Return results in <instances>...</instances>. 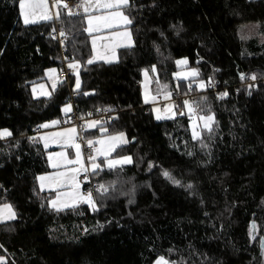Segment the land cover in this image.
Returning a JSON list of instances; mask_svg holds the SVG:
<instances>
[{"label": "trees", "instance_id": "obj_1", "mask_svg": "<svg viewBox=\"0 0 264 264\" xmlns=\"http://www.w3.org/2000/svg\"><path fill=\"white\" fill-rule=\"evenodd\" d=\"M60 11V19L25 25L19 0H0V129L12 133L0 139V204L16 213L0 222L5 264H153L158 256L175 264H264V83L252 92L232 87L242 73L264 77V40L239 33L246 24L264 33V0H130L133 46L119 49L111 63H87L82 14ZM62 30L64 59L80 62L81 87L73 89L70 73L51 98L34 97L31 86L45 80V70L61 68L54 33ZM179 58L199 66L204 82L209 66L200 59L217 68L227 95L176 80ZM152 66L153 90L158 82L168 90L177 82L199 112L203 105L214 114L211 133L193 140L182 100L176 106L182 115L153 118L140 91L141 71ZM71 100L81 114L111 109L107 132L128 138L115 154L130 155L131 163L91 173L97 211L80 204L57 212L49 206L52 192L37 184L48 165L35 133L44 122L61 121ZM100 184L112 187L102 196L95 191ZM253 223L259 242L250 239Z\"/></svg>", "mask_w": 264, "mask_h": 264}, {"label": "snow or ice", "instance_id": "obj_2", "mask_svg": "<svg viewBox=\"0 0 264 264\" xmlns=\"http://www.w3.org/2000/svg\"><path fill=\"white\" fill-rule=\"evenodd\" d=\"M78 9H82V20L86 23V27L83 28L84 32H87L89 36H92L94 32H100L102 29H118L122 25L124 26L123 31H110V34L106 39L109 41L108 44L104 45L101 51L97 50L96 42L97 37L92 39V57L87 61L88 64H92L97 59H102L106 63L112 62L116 58V49L120 47L129 48L133 46V40L131 32L127 29V25L132 23V20L128 15L125 14L124 9L130 7V0H80V3L76 5ZM20 14L23 17V22L25 25L30 23H36L38 20H53L61 18V9L67 10V15L69 17H75L81 15V13L74 12L69 5L66 3V0H51V8H55L56 11L53 13L50 10L49 0H19ZM102 13V14H98ZM55 31V29H53ZM61 39V44L64 43V40L67 38L66 33L62 30L59 33ZM163 35V33H161ZM55 38V37H53ZM67 59V57L65 58ZM177 64L187 63L186 60H178ZM80 67V62L77 60H72L68 63V69L75 74V88L74 90H79L81 87V81L78 73ZM152 71L155 72V66L152 67ZM57 72V69L51 68L48 69L45 73L46 76L52 82V91H41L40 95L51 98L52 93L56 91L58 85H62L64 81L59 80L53 74ZM145 79L148 78V70H144ZM179 75V74H178ZM192 75H195V70H193ZM187 78V76H185ZM255 74L251 76L252 80H256ZM241 79H244V74H241ZM41 89L44 88V85L39 86ZM191 87V85H189ZM200 88H204V82H201L199 85ZM166 89L167 86L165 85ZM33 95H36L37 89L36 86H33ZM88 95V93H84ZM222 96H226L227 93H222ZM165 100H170L171 93L165 92ZM145 103H148L149 100L155 101L156 97L151 96L148 92L147 84H145V94H144ZM184 108L187 109L190 114L189 118L192 120V116L195 115V120L192 122V138L193 140L200 139L201 133L203 131H208L211 133L213 131V125L215 123L214 114L210 112L208 114H199L197 112L198 105L194 107L192 102L185 100L183 102ZM176 107L172 103H168L164 106V115H162L159 109H153L156 112V119L160 120L162 118H172L177 113L173 111ZM105 111H110L111 109H104ZM62 111L67 114L72 111V106L70 104H65L62 108ZM202 112L203 109H200ZM183 114V112L179 113ZM89 115H91L89 113ZM58 120H53L49 123L41 124L39 127L48 128L53 125H57ZM99 124V121H88L82 127L85 129L94 128ZM101 132L107 133V129L101 127ZM77 130L75 127L64 129L61 132L50 134V136L41 137L44 140V147L49 146V141L54 143H61L66 147H72L76 150V158L69 159L67 154L64 151L59 153H49L48 161L50 167L56 169L52 173L45 175L37 176L36 179L39 182L40 190L43 191L45 188H48L56 192L55 199L49 201L50 208L55 211H63L69 208H75L80 204H87L92 208L93 211H97V203L93 197V190H89L85 195L81 191V173H84L83 180H88L89 167L86 166L84 160L81 158V145L75 143ZM12 135L9 129H0V139L5 137H10ZM34 139V138H29ZM128 143L125 134L119 132L115 135H106L105 138L97 140H87L89 147H94L99 145L100 147L95 148L96 156H103L107 168L109 170L115 169L117 165H124L131 163L130 157H121L120 159H110L111 153L115 149L123 144ZM191 155V153H189ZM96 156H89L88 160L91 164V173L95 174L101 169V164L96 163ZM151 167V165H150ZM163 175L169 179L173 184L180 185L181 182L171 175L170 172L165 170ZM109 187L104 184H100L96 187L95 191L102 196L109 192ZM187 188H191L192 185H187ZM16 218V213L11 204H2L0 205V221L5 220H14ZM256 230V225L253 223L250 226L249 235L252 239H255L253 233ZM87 231V230H85ZM261 245L264 247V239H261ZM0 247H3L0 245ZM171 251V250H170ZM0 264H5L4 257H0ZM154 264H175L174 261L166 259L164 256H158L154 261Z\"/></svg>", "mask_w": 264, "mask_h": 264}, {"label": "crops", "instance_id": "obj_3", "mask_svg": "<svg viewBox=\"0 0 264 264\" xmlns=\"http://www.w3.org/2000/svg\"><path fill=\"white\" fill-rule=\"evenodd\" d=\"M49 5H50V10H51V12H55L56 11V9L55 8H51V1L49 0ZM19 12H20V8H19ZM124 12H125V14L127 15V13H126V11H125V9H124ZM80 13L82 14V9H80ZM98 14H102V13H98ZM20 16H21V14H20ZM21 20H22V22H23V17L21 16ZM40 21H44V20H38L37 22H40ZM24 23V22H23ZM31 24V23H30ZM87 25H86V23H85V27H86ZM127 29L131 32V35H132V31H131V24L130 25H127ZM124 30V26L122 25L120 28H118V29H112V30H109V29H102L100 32H94L93 34H92V36H89V34L86 32V34L89 36V42H90V46H91V55H90V57H89V59L92 57V55H93V51H92V48H93V45H92V39H93V37H97V42H96V47H97V50L98 51H101L102 50V48H103V46L104 45H106V44H108L109 43V41L106 39V37H108L109 36V34H110V31H123ZM132 40H133V37H132ZM121 48H124V47H120V48H117L116 49V58L114 59V60H112V62H115L116 60H117V55H118V51H119V49H121ZM94 62H103V63H106L104 60H102V59H97V60H95ZM93 62V63H94ZM69 63V62H68ZM111 63V62H110ZM153 67V66H152ZM152 67H150V68H145V69H143L142 71H141V81H140V91H141V97H142V101H143V103L145 104V105H148L149 106V108H150V110H151V113H152V116H153V118L155 119V120H157L156 119V115L155 114H153V109H157V106H156V100L155 101H152V100H149V102L148 103H145V99H144V94H145V84H147V88H148V92H149V94L151 95V96H155V97H157V95H159V93H161V92H163V91H165L166 89L164 88V86H159V87H157V90H154L153 91V88H152V83H153V81H157L158 79H157V72H156V68H155V72H153L152 71ZM51 68H55V69H57L56 67H50V68H48V69H51ZM48 69H46L45 70V73H46V71L48 70ZM148 70V78H147V80L145 79V75H144V70ZM70 73H72V72H70ZM57 74H58V69H57V72L56 73H54L53 75L56 77V78H58V76H57ZM73 74V73H72ZM59 80H62V79H59ZM36 86V89H37V92H36V95L34 96V97H42V95H40V92L41 91H52V82H51V80L48 78V76H46L45 75V80L44 81H41V82H37V83H34L32 86H31V90L33 89V86ZM40 85H44V88L43 89H41L39 86ZM75 88V79H74V84H73V89ZM166 92V91H165ZM32 94H33V91H32ZM163 94H165V93H163ZM168 103H172L173 104V102L171 101V100H167L166 101V103H165V105L166 104H168ZM66 104H70L71 105V103L70 102H67ZM65 105V104H64ZM64 105L62 106V108L64 107ZM164 105V106H165ZM62 108H61V111H62ZM173 111L174 112H176L177 114H178V112L176 111V107H174V109H173ZM162 115H164V110L162 111V112H160ZM62 114H63V117L64 116H66L67 114H65L63 111H62ZM177 114L174 116V117H172V118H162V119H160V120H167V119H173V118H175L176 116H177ZM56 120V119H55ZM58 121H59V123L57 124V125H53V126H50V127H48V128H39L38 130H37V132L35 133V138L38 140V141H40V143L44 146V140H42L41 139V137H45V136H50V134H53V133H57V132H61V131H63L64 129H69V128H73V127H75V126H72V125H60V120L59 119H57ZM51 121H53V120H51ZM51 121H47V122H44V123H42V124H45V123H49V122H51ZM88 121H94V120H84L83 122H82V126L83 125H85V123L86 122H88ZM101 127H103V128H106L107 129V125H105V126H103V125H100V124H97V126L96 127H94V128H88V129H85V131L88 133H92L93 134V136H90V137H94L96 140L97 139H102V138H105L106 137V135H115V134H117V133H119V132H123V131H117V132H113V133H103V132H101ZM76 128V130H77V133H76V137H75V143H77V144H79V142H78V129H77V127H75ZM124 133V132H123ZM125 134V133H124ZM125 137H126V139H127V141H128V138H127V135L125 134ZM123 145H125V144H123ZM123 145H121V146H123ZM121 146H119V147H121ZM96 147H100L99 145H96ZM95 147V148H96ZM119 147H117L116 149H115V151H113L112 153H111V156H110V159H120L121 157H130L131 158V156L130 155H128V154H120V155H116L115 154V152H116V150L119 148ZM61 151H64L66 154H67V156H68V158L69 159H75L76 158V150H75V148H72V147H66L64 144H63V142H61V143H54V142H51V140L49 141V146L47 147V151H46V158H47V165H48V170L47 171H45V172H42V173H40V174H38L37 176H40V175H45V174H48V173H52V172H54V171H56V169H53L52 167H50V165H49V161H48V154L49 153H59V152H61ZM90 156H96V152L94 151ZM88 155L86 154V152L82 149V147H81V158L84 160V162H85V164H86V166L87 167H89V170L91 171V164H90V162H89V160H88ZM104 161V157L103 156H96V163H98V164H101V167H103V168H105V167H107V165H106V163H102ZM117 166H120V165H117ZM37 184H38V186H39V182L37 181ZM39 188H40V186H39ZM43 191H48V192H52V196H51V198H50V200L49 201H51V200H53V199H55V196H56V192L55 191H52V190H50V189H48V188H45ZM81 191H82V188H81ZM86 195V194H85ZM0 205H2V204H0ZM5 221H8V220H5ZM0 222H4V221H0ZM1 257V256H0Z\"/></svg>", "mask_w": 264, "mask_h": 264}, {"label": "built area", "instance_id": "obj_4", "mask_svg": "<svg viewBox=\"0 0 264 264\" xmlns=\"http://www.w3.org/2000/svg\"><path fill=\"white\" fill-rule=\"evenodd\" d=\"M51 1V0H50ZM66 3L69 5V7L74 11V12H78L80 13V9H78L76 7L77 4L80 3V0H66ZM67 12V10H65ZM54 35L56 36L58 42H59V46H60V55H61V68L58 71V79H63L68 81L69 78V74H70V70L68 69V65L65 61V57H64V48L62 47L61 44V37L59 35V33H54ZM201 62L206 63L209 66V75L205 81V87L202 89L204 92L206 93H211L213 94L216 98H222L223 96L221 95L222 93H228L229 90V85L226 84H221L219 79L216 76L217 73V68L213 67V65L207 63L206 61H204V59H200ZM258 82H262L264 83V77L258 79L256 78V80H252L251 76L249 77H245L242 81L234 84L232 87L237 89L239 87H246V89L248 90V92H252V90H254L257 86ZM166 92H170L171 93V98L170 100L173 102V104L175 106L178 105V103L182 100L183 102L185 100H188L189 102H193V96H191L190 94H180L179 93V89L177 87H174L173 89L167 90ZM164 92L159 93V95H157L156 97V106L157 109H159L160 112H162L164 110V105L166 103L167 100H165L164 98ZM76 96L75 92L71 93V97ZM71 106H72V111L69 112L65 117H63L60 121V125H72L77 127L78 129V142L81 145L82 149L86 152V154L88 156H90L94 151H95V147H89L87 144V140L91 139V140H96L94 137H89L86 135V131L85 129L82 127V122L84 120H94V121H99L100 125H107L108 123H110L113 120V113L110 111H105L104 109H109V108H104V107H94L92 109L87 110L84 114H81L79 112V108L78 105L75 103L74 100L70 101ZM195 107V105H194ZM198 111V109H197ZM182 111L179 110L178 114L181 113ZM89 113L91 115H89ZM85 174L81 173L80 179H81V188H82V192L84 194H87V192L94 187L92 180H91V171L89 170V174H88V180H83V176Z\"/></svg>", "mask_w": 264, "mask_h": 264}, {"label": "rangeland", "instance_id": "obj_5", "mask_svg": "<svg viewBox=\"0 0 264 264\" xmlns=\"http://www.w3.org/2000/svg\"><path fill=\"white\" fill-rule=\"evenodd\" d=\"M239 33H240V36L243 37V38H245V37H256L258 40H264V33L260 32V30L258 29V27L255 24L243 25L239 29ZM178 60H186L187 61L186 58H179L176 61H178ZM176 66H177V70L174 73V77H175L176 80H181V79L194 80V81H196V88L203 89V88L199 87L200 83L204 82V81H201V80L198 79L202 75V70L199 68V66L194 65V64L193 65H188V62L186 64L185 63H181V64H177L176 63ZM193 70H195V75H192ZM185 76H187V78H185ZM158 83H159L158 85L160 87L161 86H165V85L167 86V84H164V83H161V82H158ZM204 84H205V82H204ZM190 85L192 86V84H190ZM174 87L178 88L177 82L174 83ZM167 88H168V86H167ZM166 90H168V89H166ZM201 109H203L202 112L201 111L200 112L197 111L199 114H208L210 112V110L207 109L206 107H203V105H202ZM184 110H185V112H186V114L188 115V118H189L190 114L188 113L187 109L184 108ZM153 114L156 115V112L153 111ZM193 120H195V115L192 116V120H190V118H189V128H190L191 134H192V122H193ZM257 230H258V227H256V230L253 233V235L255 236V239H252L251 237H250V239L251 240H256L257 242H259V235H258ZM249 232H250V227H249Z\"/></svg>", "mask_w": 264, "mask_h": 264}, {"label": "bare ground", "instance_id": "obj_6", "mask_svg": "<svg viewBox=\"0 0 264 264\" xmlns=\"http://www.w3.org/2000/svg\"><path fill=\"white\" fill-rule=\"evenodd\" d=\"M261 42V41H260ZM209 68V67H208Z\"/></svg>", "mask_w": 264, "mask_h": 264}]
</instances>
